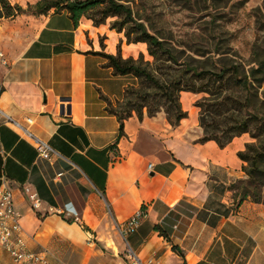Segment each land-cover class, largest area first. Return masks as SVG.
I'll use <instances>...</instances> for the list:
<instances>
[{"label":"crops","instance_id":"0c3cea01","mask_svg":"<svg viewBox=\"0 0 264 264\" xmlns=\"http://www.w3.org/2000/svg\"><path fill=\"white\" fill-rule=\"evenodd\" d=\"M109 33L65 10L29 23L0 19L9 62L0 68V111L53 151L39 159L0 117V185L13 192L26 251L52 264H128L127 244L157 264H264V205L246 200L234 209L232 186L245 179L237 153L249 137L220 149L198 143V119L188 115L172 128L163 113L150 118L145 110L124 120L120 133L109 109L134 80L116 75L101 54L115 57L121 41V57L133 58L135 45L108 44ZM142 207L146 217L124 241L115 225ZM0 264H12L1 248Z\"/></svg>","mask_w":264,"mask_h":264},{"label":"trees","instance_id":"16d2710c","mask_svg":"<svg viewBox=\"0 0 264 264\" xmlns=\"http://www.w3.org/2000/svg\"><path fill=\"white\" fill-rule=\"evenodd\" d=\"M177 1L191 8V0ZM0 2L8 18L21 12L5 0ZM35 7L39 14H46L51 8L56 12L65 10L74 22L83 17L95 27L109 17L122 19L119 24L114 22L111 30L123 32L128 45L144 44L152 61H145L142 54L137 59H123L119 47L115 57L101 54L116 75L134 80L116 108L109 109L119 122L120 133L124 120L133 113L141 119L144 110L150 118L163 113L168 124L177 127L188 117L180 95H203L194 104L202 130L198 143L214 142L223 149L243 135L250 139L237 153L245 179L232 186L234 209L246 200L264 205V40L255 39L250 59L244 63L234 52L227 56L228 48L221 49L218 43L208 48L152 34L140 19L133 18L128 5L117 0H40ZM96 9L100 12L98 19L87 16ZM253 12L256 32L264 34V4ZM214 55L219 57L215 59ZM173 249L182 256L177 248Z\"/></svg>","mask_w":264,"mask_h":264},{"label":"rangeland","instance_id":"374dc122","mask_svg":"<svg viewBox=\"0 0 264 264\" xmlns=\"http://www.w3.org/2000/svg\"><path fill=\"white\" fill-rule=\"evenodd\" d=\"M13 9L20 8L21 12L14 17H6V12L2 9L0 2V19L12 20L22 16L25 22L30 19H39L41 15L56 12L51 8L46 14H39L35 7L37 2L29 3L30 0H21V3L11 4L12 0H5ZM54 0H46L53 2ZM119 3L128 5L131 8L134 19H140L144 26L152 34L160 37L171 38L174 42L193 44L208 47L218 43L221 49L228 48L227 56L234 53L237 57L247 63L250 59L251 46L255 39L264 40V34H258L255 29L254 10L264 4V0H191V8L184 7L183 3L177 0H117ZM215 1V2H214ZM14 13V10H13ZM87 16L95 19L100 17L98 9L90 12ZM118 17H109L105 22L98 26L111 31L106 39L108 44L117 38H122L125 44L124 33H117L111 30L114 22L121 23ZM93 24V23H92ZM209 26L211 28L209 29ZM120 35V36H117ZM121 43V41H120ZM120 43L117 48H120ZM134 47V59L142 54L145 61L151 62L152 59L147 55L144 44H131ZM132 49L125 48L124 55H129ZM222 52V51H221ZM234 52V53H233ZM219 56L214 55V58ZM235 58L234 56H231ZM180 97L182 109L187 112V116L198 119V109L194 107L203 95ZM248 136V135H247ZM249 137V136H248ZM247 137V138H248Z\"/></svg>","mask_w":264,"mask_h":264},{"label":"built area","instance_id":"2783aa9c","mask_svg":"<svg viewBox=\"0 0 264 264\" xmlns=\"http://www.w3.org/2000/svg\"><path fill=\"white\" fill-rule=\"evenodd\" d=\"M8 65V58L0 48V68H6ZM66 101H63V103ZM0 117L4 119V123L12 126L35 147L39 159L43 161H49L51 159L53 151L47 144L34 137L26 128L5 116L1 111ZM26 122L30 124L31 121L26 119ZM152 168V164L147 166L149 172H152ZM28 198L31 202L32 209H39L40 200L36 194H30ZM63 211L67 216L72 215V211L68 208L67 204L64 205ZM145 217L146 210L145 208H141L127 221L116 224L115 229L125 241V237L135 232ZM20 219L21 215L14 207L13 192L6 182L2 181L0 185V248L9 256L12 264H52L49 262L46 254L26 251ZM75 221H77L76 217ZM124 253L128 264H157L154 258L147 260L139 259L127 244Z\"/></svg>","mask_w":264,"mask_h":264},{"label":"water","instance_id":"95a60500","mask_svg":"<svg viewBox=\"0 0 264 264\" xmlns=\"http://www.w3.org/2000/svg\"><path fill=\"white\" fill-rule=\"evenodd\" d=\"M65 101V99L62 100V102ZM61 111H64V108H61Z\"/></svg>","mask_w":264,"mask_h":264}]
</instances>
